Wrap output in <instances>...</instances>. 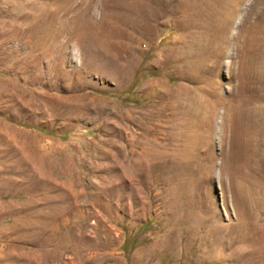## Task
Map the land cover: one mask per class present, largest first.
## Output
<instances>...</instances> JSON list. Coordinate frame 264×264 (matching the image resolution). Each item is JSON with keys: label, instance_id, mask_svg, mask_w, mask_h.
Segmentation results:
<instances>
[{"label": "rangeland", "instance_id": "374dc122", "mask_svg": "<svg viewBox=\"0 0 264 264\" xmlns=\"http://www.w3.org/2000/svg\"><path fill=\"white\" fill-rule=\"evenodd\" d=\"M0 264H264V0H0Z\"/></svg>", "mask_w": 264, "mask_h": 264}]
</instances>
